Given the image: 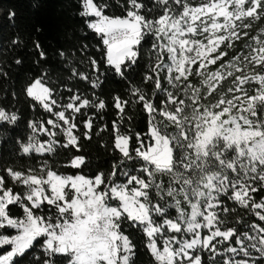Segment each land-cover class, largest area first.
I'll list each match as a JSON object with an SVG mask.
<instances>
[{"label":"snow or ice","instance_id":"obj_1","mask_svg":"<svg viewBox=\"0 0 264 264\" xmlns=\"http://www.w3.org/2000/svg\"><path fill=\"white\" fill-rule=\"evenodd\" d=\"M156 5L162 14L155 18L143 14L142 0H126V15L109 17L95 0H81L80 15L96 18L87 27L100 36L106 64L121 79L136 64L144 37H154V75L144 80L154 82V94L164 93L165 98L158 107L138 86L130 89L132 100L112 98L121 121L130 103L142 105L151 142L145 144L137 133L140 143L133 155L131 135L113 121L112 148L122 159L110 173L63 175L47 159L38 168H0V229L15 230L0 233V264H20L41 239L43 256L30 264H57V257L67 264H132L134 244L123 234L125 222L143 231L156 264H204L205 250L223 257L222 264H264V198H253L264 190V28L250 36L253 23L264 20V0H156ZM241 39L249 41L247 52L225 63L227 52L221 46L234 48ZM11 43L21 41L17 37ZM34 47L37 63L46 60L41 44ZM58 54L67 58L63 50ZM218 62L212 71L209 66ZM88 64L99 73L97 59L90 58ZM7 75L0 68V77ZM72 78L90 83L92 89L103 83L75 67ZM229 79L231 86L223 92ZM67 91V102L62 92L57 99L47 72L28 80L25 97L55 119L29 121L31 134L15 142L19 155L55 157L60 150L82 151L80 140L91 139L94 116L107 101L95 93L90 98L79 90ZM217 93L219 98L211 103ZM92 109L94 115L83 122L86 131L78 135L79 118ZM19 118L16 111L0 106V126H13ZM126 161L139 167L126 170ZM87 163L83 155H73L65 166L82 173ZM225 198L259 222L243 234L228 227L222 217L235 209ZM45 205L55 212L44 215ZM15 206L22 208V217L12 214ZM233 241L238 247L231 246ZM225 242L229 246L218 249Z\"/></svg>","mask_w":264,"mask_h":264},{"label":"trees","instance_id":"obj_2","mask_svg":"<svg viewBox=\"0 0 264 264\" xmlns=\"http://www.w3.org/2000/svg\"><path fill=\"white\" fill-rule=\"evenodd\" d=\"M98 5L104 6V15L109 17H122L126 15V0H95ZM145 7L143 14L149 18H155L162 14L156 5V0H142ZM193 4H199L201 0H190ZM82 10L81 0H0V68L8 73L5 77H0V106L9 110L16 111L20 117L13 126H0V168L14 167L17 170H27L29 167H39L42 159H47L53 164L54 168L63 175L84 174L94 176L97 172L110 173L114 164H119L122 156L118 151H113L112 143L114 133L112 131L113 121L122 124L121 131L126 135H131L130 147L135 154V149L140 141L136 134L140 135L146 143L149 139V116L144 111L142 105L130 103L124 113L121 121L118 111L112 105V98L120 95L123 99L132 100L130 89L132 86H138L147 96L159 107L161 101L165 98L164 93L155 91L154 82L146 83L145 75L152 74V68L156 63L155 53L152 51V45L155 42L152 35H146L138 47V58L135 65L131 66L126 72L127 79H121L114 72L109 70L106 64V48L102 43L100 36L87 27L89 20L95 17H83L80 15ZM14 13V18L10 19ZM261 28H264V20L255 21L250 30V36L256 35ZM39 29V31H37ZM19 37L21 43L12 45L11 41ZM39 42L47 53V59L39 60V54L34 44ZM247 39L235 41L234 48L221 46V51H226L227 56L224 62L232 60L234 56L241 52H247L244 45L248 43ZM63 50L67 54L66 59L59 56V51ZM95 58L100 62L99 73L90 69L88 61ZM22 61L17 65L15 61ZM219 63V62H218ZM75 67L80 71L89 73L92 79L103 81L100 88L92 89L90 83L72 78L71 69ZM47 72L48 78L52 81V86L56 89L57 99L60 93H63L65 102L69 96V88L75 92L86 94L92 98L93 93L101 99L107 101V107L101 110L99 115L94 116L93 130L91 139H81L80 145L82 151L60 150L55 157H41L38 154L31 156L19 155V146L15 143L18 138L25 141L31 134L28 128L29 121L42 122L52 119L50 113L37 106L32 107V101L25 97L23 88L29 79ZM194 82L196 78L194 77ZM165 87H168L166 81ZM13 93H16L14 96ZM58 110V109H56ZM86 114L79 118L80 128L78 135H82L86 129L83 128V122L88 116H93L95 109L85 110ZM261 116V113H260ZM161 119V118H157ZM101 129H105L101 131ZM171 134L174 129H169ZM45 138V137H44ZM107 145V147H105ZM73 155H83L87 166H84L82 173L78 169L66 167L67 162ZM139 167V164L126 161L124 169L132 170ZM159 180L160 177L158 176ZM167 182L168 178H163ZM11 187V180H8ZM16 191L23 192L19 186ZM228 207L235 209L230 214V227L237 228L239 232L245 231L246 225L253 223L254 218L249 215L243 216L238 205L229 201ZM55 212L52 209L51 212ZM48 206L45 205L43 214L48 215ZM12 214L17 217L23 216V210L19 206L12 208ZM245 219L244 222H237L239 218ZM123 234L128 235L134 244V254L132 264H156L155 258L147 248V237L142 230L133 227L125 222L122 225ZM0 233L10 234L12 230L0 229ZM42 243V239L40 240ZM40 243L29 251L28 255L20 261V264H30L35 256H43ZM57 264H67L60 257L56 258ZM204 264H211L205 254H202ZM40 264H43L41 260Z\"/></svg>","mask_w":264,"mask_h":264},{"label":"rangeland","instance_id":"obj_3","mask_svg":"<svg viewBox=\"0 0 264 264\" xmlns=\"http://www.w3.org/2000/svg\"><path fill=\"white\" fill-rule=\"evenodd\" d=\"M219 63H220V62H219ZM219 63H217V65H214V66H209L210 69H211L212 71H215L216 68L219 67ZM225 63H226V62H225ZM231 83H232V82H231V79L226 80V81L223 83L222 91H223V92H226L227 89H228V87L231 86ZM218 98H219V93H217V95H216L215 97H213L211 103H214ZM260 118H261V119H264V111L261 112V116H260ZM52 119H55V117H53ZM148 133H149V128H148ZM38 135H39V134H38ZM46 138H47V137L45 136V139H46ZM150 142H151V141H150V133H149V139H148V141H147L145 144H148V143H150ZM121 179H122V178H121ZM253 198L256 200V202H259L261 198H264V190L255 193L254 196H253ZM228 202H229V200H227V199L225 198V203L227 204V206H228ZM232 202H233V201H232ZM234 203H235V202H234ZM235 204L238 205L237 203H235ZM238 206H239V205H238ZM239 207L242 208L241 206H239ZM53 209H54V208H53ZM241 212H242L243 216H247V215H249L250 217L254 218V221H253V222H259V221H258V218H257L256 216L252 215V214H251L250 212H248L247 210H245V209L242 208ZM50 214H53V211H52ZM50 214H48V215H50ZM230 214H231V212L227 215V217H222V218L226 219V222H227V226H228V227H230V223H231V221H230V217H229ZM238 220L241 221V218H239ZM244 221H245V219H244V217H243V218H242V222H244ZM251 224H252V223H251ZM248 226H249V225H246V229H245V231H248ZM10 230H12V233H11V234H15V230H14V229H10ZM245 231H242V232H240V233L243 234ZM205 234H207L206 231H205ZM250 234H251V233H250ZM228 246H229V242H225L224 244L218 245V249H220L221 251H223V250H224L226 247H228ZM231 246H237V247H238V245H235L234 241L232 242ZM2 251H4V250H3V249H0V252H2ZM202 254H205V255L207 256V258L210 260L211 264H222L223 257H221V256H215V255H213L212 253H210V252L207 251V250H205ZM254 255H258V254H255V253H254ZM239 258H240V257H237V259H239Z\"/></svg>","mask_w":264,"mask_h":264},{"label":"crops","instance_id":"obj_4","mask_svg":"<svg viewBox=\"0 0 264 264\" xmlns=\"http://www.w3.org/2000/svg\"><path fill=\"white\" fill-rule=\"evenodd\" d=\"M95 19H96V18H95ZM95 19H94V20H95Z\"/></svg>","mask_w":264,"mask_h":264}]
</instances>
